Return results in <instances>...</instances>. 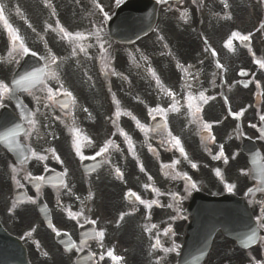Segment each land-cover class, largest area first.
<instances>
[{"label": "flooded vegetation", "instance_id": "1", "mask_svg": "<svg viewBox=\"0 0 264 264\" xmlns=\"http://www.w3.org/2000/svg\"><path fill=\"white\" fill-rule=\"evenodd\" d=\"M146 55L148 56L146 73L155 76L154 82L156 83L155 88H158V95L156 99L155 94H149L150 84L146 79L143 85L146 125L142 128L145 136V143H143L145 148L135 150V146L131 142H127L130 139L125 136L123 139L129 148L126 146L120 148L114 138H109L104 147L94 148L93 146L106 135L109 128L100 115L83 118L84 122L81 128L77 131L67 128L68 131L64 133L63 152L68 158V166L64 168L67 180L63 186L60 188L39 186L37 191L30 188L29 208L33 209L34 214L27 215L23 219L18 215L12 221L4 214L2 215L3 223L13 227L11 233L23 237L24 242H29V250L33 258L37 255L34 251L40 247L38 237L45 230L46 225L41 224L32 229L23 226L35 225L37 200L43 196L47 205L52 209L51 230L56 232L59 231L57 229H61L69 234L71 249L67 254L71 253L73 264L77 262L80 264H125L123 260L122 262L115 260L114 250L117 251V248L114 247L113 233L102 225V220H97V210L101 207L105 217L111 219L113 210L109 213L105 211L112 207L107 200L114 203L121 195H125L130 210L132 211L135 205V210L140 211L145 219L163 215L164 209L161 205H165V203L168 204L173 217L183 216L185 213L184 202L197 190L193 187L194 181H199L202 184V180L195 168L187 163H181L180 158L185 157L183 148L196 149L198 140L208 144L209 153H218L217 162H222L221 164L226 167V172L231 174L233 180L235 182L240 180V184H242L241 179L243 180L244 175H247V170L245 157L240 151L239 141L244 132L240 118L235 127V140H225L224 133L229 124L227 122L220 123L218 116L211 118L207 113V108L212 103L204 97L197 99L191 93L188 84H180L179 74H181L182 68L189 64L188 59L181 54L161 52L157 53L156 58L150 63L149 56L152 53L148 50ZM152 66L155 68H151ZM184 72L188 75L185 69ZM218 99V105H228L224 95L219 96ZM150 102L155 103L153 108L148 107ZM197 106L200 108L198 109ZM155 117H161L166 122L163 131L160 129L158 133L153 134L158 136L155 143L159 147V154L152 146H149L148 138L149 122ZM177 117L182 120L179 118L176 126ZM135 131L137 132V130ZM253 133L256 141L259 144L262 143V138L259 135L260 130L255 128ZM206 134L209 136L208 139L205 138ZM148 152L153 153L159 159L158 167L148 164L145 159ZM100 154H103L104 157L101 167L90 173H84L82 161ZM22 169L12 159L6 158V154L0 148L1 191L3 188L4 191L9 188L6 179L17 183L15 180H19ZM185 171L189 175L184 174ZM74 174L78 175L77 179H72ZM186 178H190L191 186L187 184ZM208 180L209 174L206 172L204 181ZM258 187L259 184L255 183L254 188ZM63 192L70 203L68 212H66V206L59 202ZM148 194H150V198H148ZM103 196L107 200L102 201ZM73 207L77 209V213L70 211ZM149 207L152 208L150 213L148 212ZM58 208L63 210L61 215ZM91 222L94 225V238L83 237L81 240L77 230ZM123 226L124 232L118 234L119 247L127 248L133 242L135 230L132 223L129 224L127 217H125ZM28 230L29 232H27ZM48 246L55 247L53 243H49ZM123 256L128 259L127 262L130 264H140L142 259L141 251L134 256H129L126 253Z\"/></svg>", "mask_w": 264, "mask_h": 264}, {"label": "rangeland", "instance_id": "2", "mask_svg": "<svg viewBox=\"0 0 264 264\" xmlns=\"http://www.w3.org/2000/svg\"><path fill=\"white\" fill-rule=\"evenodd\" d=\"M108 1L104 0L106 5ZM261 1L259 0V9H257L254 3L242 0L244 12L239 13L238 2L240 0H194L193 4L196 11L193 13L196 15L197 25L192 23L191 35L197 48L193 70L195 71L194 84L198 88L210 80L225 82L227 90L229 86H232V90H237L239 87L237 70L247 67L251 70L253 77L255 76L253 78L254 83H258L262 89L264 88V70H260L257 61V59H262L264 64V37L261 32L262 27H260L262 23L264 25V19L260 13L264 7ZM184 2L186 5H190V0H184ZM114 6H107V12H111ZM177 19V16L168 18L165 12L161 14V21L163 22ZM194 19L193 15L192 21ZM99 20L100 26L103 27L102 17ZM241 36L250 38L257 44L255 51H252L256 52L254 56L257 58H253L249 53L243 54L239 50L237 39ZM56 39L54 37L52 42L55 41V46L60 48L61 45L58 44L60 40L58 42ZM39 41L41 40H38L37 43ZM43 46H45L44 43ZM42 51L45 53L43 48ZM50 54L53 56L52 52ZM46 62L51 63L49 57H46ZM202 62L204 63L203 72L199 67ZM47 79L48 84L52 83L59 86L62 83L59 73L57 75L49 74ZM215 84L216 82L208 88L205 85V89L214 92L216 89Z\"/></svg>", "mask_w": 264, "mask_h": 264}, {"label": "water", "instance_id": "3", "mask_svg": "<svg viewBox=\"0 0 264 264\" xmlns=\"http://www.w3.org/2000/svg\"><path fill=\"white\" fill-rule=\"evenodd\" d=\"M130 8V5H126V6H124L122 9H121V11H120V13H122V12H124V11H126V10H128ZM119 17H118V14H117V19H118Z\"/></svg>", "mask_w": 264, "mask_h": 264}]
</instances>
